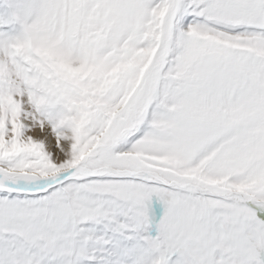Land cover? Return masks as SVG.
Returning a JSON list of instances; mask_svg holds the SVG:
<instances>
[{"label":"snow or ice","instance_id":"obj_1","mask_svg":"<svg viewBox=\"0 0 264 264\" xmlns=\"http://www.w3.org/2000/svg\"><path fill=\"white\" fill-rule=\"evenodd\" d=\"M0 264H264V0H0Z\"/></svg>","mask_w":264,"mask_h":264}]
</instances>
